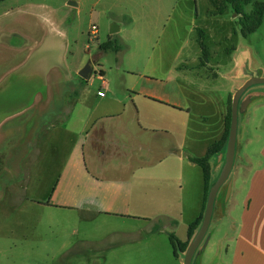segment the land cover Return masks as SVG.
Returning <instances> with one entry per match:
<instances>
[{
    "label": "rangeland",
    "instance_id": "rangeland-1",
    "mask_svg": "<svg viewBox=\"0 0 264 264\" xmlns=\"http://www.w3.org/2000/svg\"><path fill=\"white\" fill-rule=\"evenodd\" d=\"M211 10L207 0L0 3L1 93L8 88L12 98L21 79L32 90L45 81L53 94L49 105L59 89L71 109L66 122L71 135L61 134L55 155L56 135L50 132L48 155L39 148L30 175L28 156L11 157L21 149L16 144L24 139L25 120L41 110L0 122V264H183L184 253L176 249L174 255L169 235L184 241L197 214L202 176L188 157L204 156L205 146L220 135L224 105L229 107L236 90L251 78H264V16L261 26L243 38L234 14L212 16ZM117 23L120 31L111 34ZM201 31L206 57L198 43ZM109 39H117L120 49L101 52L99 45ZM87 66L89 77L82 79L78 74ZM263 92L264 84L253 85L240 97L234 161L207 231L213 241L235 230L245 207L248 176L239 171L264 166L259 155L264 95L255 94ZM151 97L188 110L187 130L179 118L161 116L162 107ZM9 101L0 102V113L15 108ZM91 107L96 117L121 113L110 130L128 142L123 130L131 126V135H137L129 136L141 144L138 151L126 160L108 150L99 156L95 135L93 142L85 139ZM159 128L169 131L153 132ZM225 151L226 146L222 162L218 156L211 159L210 181L217 179ZM227 206L234 209L235 222L224 215ZM213 254V245L205 253L201 243L192 264H206Z\"/></svg>",
    "mask_w": 264,
    "mask_h": 264
},
{
    "label": "crops",
    "instance_id": "crops-1",
    "mask_svg": "<svg viewBox=\"0 0 264 264\" xmlns=\"http://www.w3.org/2000/svg\"><path fill=\"white\" fill-rule=\"evenodd\" d=\"M116 25L118 27V31H120V24L117 23ZM30 58V57H28ZM29 62V60L26 61V63ZM33 74L27 76L29 78L32 77ZM247 79V78H246ZM19 79L16 78L14 81H18ZM31 80V79H30ZM21 83H19V90L14 91L13 97L9 98L7 94H10L9 89H5L7 91L6 93L2 94V89H0V102H5L6 100H10L9 102L15 105V112L14 109L8 113H0V122L1 120H10V116L12 118L18 116L21 113H26L28 111L32 112L34 108H38L41 110L40 113L37 114H30L29 117L25 120V124L22 126V129L20 131H24L21 138H24L21 143H24V145L19 144V140L16 144V153L12 154L13 157L11 159H21V158H27L28 156L29 162L26 163V167H29L30 169L33 168L31 171L27 172V175H30L31 172L34 171L35 165L37 164V156L39 155V148L41 147V154L43 156H47V143L46 139L50 135V132H55L56 135V142H55V151H57V154L54 152L53 154L58 155L59 151V144L62 140V135L68 134L71 135V130L67 127L66 122L68 118L71 116V109L67 108L62 98L60 97V90L56 89L57 92V98H53L54 103L49 105V98L53 94L50 91V86H48V82L45 83L42 82L41 88L34 87V90L30 89L29 84L27 81H23L21 79ZM7 84V82L5 81ZM22 85L26 87H22ZM28 85V86H27ZM17 86V85H16ZM240 86V85H239ZM234 87L233 91L238 88ZM99 92V91H98ZM264 95L263 93H255ZM3 96V97H1ZM100 97V96H99ZM104 97V96H103ZM22 99L23 101L19 106H17V101ZM151 100H154L153 103L160 105L161 109L164 112H159L161 116H164L168 113L169 118H179L181 120V123L184 125L185 130H187V120L184 118L189 112L188 110H185L181 107V105L171 102L168 99H153L151 97ZM74 105V104H73ZM158 106V107H160ZM228 105H224L223 114H222V123H221V133L220 135H216V139L205 146V154L210 145H212L214 142L219 141L225 132V117L227 115ZM247 108V107H246ZM95 109H90V114L87 115L86 122L90 124V129L86 131V140L91 139L93 134L95 135L94 138L96 141H99V156H106L109 152V154H114L115 156H121L123 160H126L127 157H130L131 154H133V151L135 148L138 151L139 146H141L140 143H137L134 139H132L129 135H131V132L129 128L131 126L126 125L124 127V134L126 135V138H130V141H123L122 139L118 140L116 137V133L114 131L110 130V124L115 121L117 117H120L121 113L117 116H111V115H103V116H97L94 113ZM121 112H125V109H123ZM184 116V117H183ZM107 125V127H105ZM1 126V123H0ZM141 125H139V128L141 130ZM158 128V127H155ZM158 130H161L163 133H168V129L166 128H159L154 129L153 132H157ZM168 130V131H167ZM190 131V129L188 128ZM1 131V130H0ZM99 134V135H97ZM131 135V136H136ZM184 138L186 139V136L184 134ZM1 139V137H0ZM122 140V141H121ZM256 141V139H255ZM40 142V146H39ZM93 142V141H92ZM263 145L260 149L259 155L264 159V142H262ZM20 146H19V145ZM19 146V147H18ZM226 146V145H225ZM225 146L221 149V151L215 155L213 158L218 159V162L223 161V155L222 152L225 149ZM111 147V151H109V148ZM23 148V149H22ZM104 149V150H101ZM21 150V151H20ZM108 150L107 152H105ZM173 150H177L173 149ZM98 152V151H97ZM18 154V155H17ZM38 154V155H37ZM45 154V155H44ZM182 151L178 153V156L181 157ZM2 153H0V157H2ZM8 155V154H7ZM11 155V156H12ZM20 155V156H19ZM58 157V156H57ZM203 157V156H202ZM7 159L10 158V156H6ZM43 158V157H42ZM182 158V157H181ZM190 158L195 157H188V160L190 163ZM211 163V162H210ZM194 164V163H192ZM12 165V164H11ZM65 165V164H64ZM63 165V166H64ZM195 165V164H194ZM197 166V165H195ZM11 167V166H10ZM17 170V166H12ZM62 167V165H59V168ZM198 167V166H197ZM13 168V169H14ZM246 166H244V169L239 171V174L242 173L248 176V182L245 186L246 192H245V198L244 201L246 202L245 207L242 208V210L239 213L238 216V222L234 226L233 232H228L227 234H224L223 236L217 238L213 241V234H211L209 237H207V242L204 245L205 253L209 247L212 245L214 246V254L211 258L208 259V262L206 264H264V183H262V180L264 179V166L255 168L254 170H248V173H246ZM199 170L201 171L202 176V182L199 183L200 185V191H199V203H198V209L197 214L192 215L190 222L188 223V226L191 222H193L201 213L202 206H203V200H204V178L201 168L199 167ZM252 171V172H251ZM20 172V171H19ZM18 173V172H17ZM241 180V179H240ZM238 180V181H240ZM245 181H247L246 178H244ZM243 201V202H244ZM234 209L232 207L226 208L225 214L228 216V220L231 222H235L236 217H231ZM187 239V233L186 238ZM184 240V241H185Z\"/></svg>",
    "mask_w": 264,
    "mask_h": 264
},
{
    "label": "trees",
    "instance_id": "trees-1",
    "mask_svg": "<svg viewBox=\"0 0 264 264\" xmlns=\"http://www.w3.org/2000/svg\"><path fill=\"white\" fill-rule=\"evenodd\" d=\"M4 0H0V3ZM212 8V16H223L228 12H231L237 17L238 24L240 26V34L243 38L248 37L250 34L254 33L262 24L264 16V3L257 0H207ZM250 5L251 10L246 11V7ZM202 36H199V46L202 50L203 56H207L206 46L204 43V34L200 32ZM120 49L119 41L109 39L107 42L99 45V50L101 52L108 51H118ZM250 98H247L248 103ZM228 114L225 117V132L223 137L210 145L203 157L190 158V161L201 168L204 178V200L200 215L189 224L187 230V239L185 241H180L173 234L169 235V241L174 249V255L176 254V249L184 253L194 236V234L199 229L202 218L205 211V204L208 197L209 189L214 184L215 181H210V170H211V159L217 155L221 149L226 145L229 127L231 122V103L229 101Z\"/></svg>",
    "mask_w": 264,
    "mask_h": 264
},
{
    "label": "water",
    "instance_id": "water-1",
    "mask_svg": "<svg viewBox=\"0 0 264 264\" xmlns=\"http://www.w3.org/2000/svg\"><path fill=\"white\" fill-rule=\"evenodd\" d=\"M118 31V27L113 24L110 29L111 34H115ZM82 79H88L89 77V68L88 66L83 68L79 74ZM264 84V78H251L245 84H243L239 89L234 93L231 100V122L229 127V133L226 143V151H225V160L223 167L215 180L214 184L210 187L208 197L205 204V211L202 218L201 225L197 232L192 237L186 251L184 252V261L183 264H192L193 257L195 256L196 250L199 248L201 243L203 245L207 242V231L211 220L212 210L214 201L217 195L218 190L221 186L225 184L228 179V176L231 172V168L234 161L235 154V144H236V135H237V113L240 97L244 94V92L253 85ZM249 101V99H248ZM243 105V108H246Z\"/></svg>",
    "mask_w": 264,
    "mask_h": 264
},
{
    "label": "built area",
    "instance_id": "built-area-1",
    "mask_svg": "<svg viewBox=\"0 0 264 264\" xmlns=\"http://www.w3.org/2000/svg\"><path fill=\"white\" fill-rule=\"evenodd\" d=\"M92 33H93V34L96 33V28H93ZM97 95L100 96V97H103V96H104V94H103L101 91L97 92Z\"/></svg>",
    "mask_w": 264,
    "mask_h": 264
}]
</instances>
